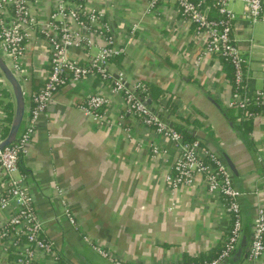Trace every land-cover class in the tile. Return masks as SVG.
Wrapping results in <instances>:
<instances>
[{
	"label": "crops",
	"instance_id": "1",
	"mask_svg": "<svg viewBox=\"0 0 264 264\" xmlns=\"http://www.w3.org/2000/svg\"><path fill=\"white\" fill-rule=\"evenodd\" d=\"M83 3L104 12L116 45L125 48L110 62V72L123 74L128 87L144 84L154 112L170 126L187 129L229 165L235 187L245 195L240 199L242 238L226 263L250 264L253 223L264 208V117L251 120L248 135L238 129L249 120L227 106L232 67L215 57L199 63L202 45L173 1L153 11L150 0ZM31 7L39 23H46L55 0H31ZM232 8L240 16L245 11L241 2ZM235 35L249 60L251 90L264 88V23L241 20ZM93 40L90 51L72 49L70 58L88 65L103 44L98 37ZM49 57L42 37L34 33L24 61L26 110L31 94L44 87ZM96 94L110 101L108 124L95 123L78 109ZM227 111L234 112L232 118ZM153 147L165 153L153 155ZM29 151L20 174L28 176L44 235L55 243L60 264H113L95 253L85 237L125 263L162 264L211 260L229 236L232 221L224 202L208 194L202 177L193 186L168 190L176 146L128 115L121 96L101 79L60 89L39 120ZM66 207L78 229L65 217ZM4 216L0 212V223ZM36 264L58 263L44 257Z\"/></svg>",
	"mask_w": 264,
	"mask_h": 264
},
{
	"label": "built area",
	"instance_id": "2",
	"mask_svg": "<svg viewBox=\"0 0 264 264\" xmlns=\"http://www.w3.org/2000/svg\"><path fill=\"white\" fill-rule=\"evenodd\" d=\"M166 1H173L182 21L194 29L202 45L199 63L215 57L232 67L234 83L227 99L228 108L236 110L242 120L264 117V88L251 90L249 60L242 53L235 35L241 20L251 25L264 23V0H150L149 11L156 10L160 3ZM238 2L245 5L241 16L232 8ZM110 32L104 12L87 9L83 0H55L54 10L46 23H39L33 14L31 0H0V56L22 86L24 61L34 33L42 37L50 56L49 75L44 87L31 94V104L16 141L0 151V212L5 215L0 223V264H36L44 257L54 263L62 262L55 243L44 235V223L27 187L28 176L20 174V163L28 156L38 122L55 94L71 83L96 78L110 83L112 92L121 96L128 115L176 146L178 152L171 173L166 176L168 190L175 192L182 186H193L197 178L202 177L208 194L224 202L232 221L229 236L217 257L200 262L162 264H224L233 256L242 238L240 199L245 194L235 187L231 169L220 155L199 140H185L177 129L145 104L144 95L148 88L144 84L128 87L123 74L116 77L110 72V62L126 52L125 48L116 45ZM95 37L103 44L91 56L88 65L70 58L72 49L90 51L95 46ZM3 91L12 96L8 83L0 75V145L11 127L6 111L10 99L4 96ZM109 105L110 101L105 96L96 94L89 95L78 109L95 123L105 125L109 123L105 113ZM251 106L257 110H252ZM160 153L165 151L153 147V155ZM64 215L76 229L79 228L67 207ZM85 241L105 260L113 264H129L91 239L85 237ZM247 259L250 264H264V208H260L255 217Z\"/></svg>",
	"mask_w": 264,
	"mask_h": 264
},
{
	"label": "water",
	"instance_id": "3",
	"mask_svg": "<svg viewBox=\"0 0 264 264\" xmlns=\"http://www.w3.org/2000/svg\"><path fill=\"white\" fill-rule=\"evenodd\" d=\"M0 75L4 77L6 82L8 83L14 101V116L11 123V127L5 141L0 145V151L4 148L10 146L17 139V136L22 127V123L26 113V102H25V94L22 84L18 81L15 74L10 70L7 66L3 58L0 56ZM145 104L153 111L151 108L152 100L148 99L145 101ZM154 112V111H153ZM230 164V163H229ZM232 167V165H231ZM227 264V263H224Z\"/></svg>",
	"mask_w": 264,
	"mask_h": 264
},
{
	"label": "trees",
	"instance_id": "4",
	"mask_svg": "<svg viewBox=\"0 0 264 264\" xmlns=\"http://www.w3.org/2000/svg\"><path fill=\"white\" fill-rule=\"evenodd\" d=\"M228 69H230L229 78H230V80L232 82V89H233V83H234V81H233V73H232V70H231L230 67ZM2 93L4 94L5 97L10 99L9 103L6 104V111H7V115H8V123L11 124L12 120H13V116H14V103L12 101L13 99H12L11 94L8 91H3ZM251 109L252 110H257V108L255 106H251ZM227 112L229 113L230 117L233 116V114H234L233 111H227ZM174 128L177 129L184 136L185 140H187V141L196 140L187 129H185V128L181 127V126H176ZM238 129L239 130L241 129L246 135H248L253 130V123H252L251 120H249L248 122H245L243 125L239 126ZM7 132H9V130H7ZM218 254L216 255V257L218 256Z\"/></svg>",
	"mask_w": 264,
	"mask_h": 264
}]
</instances>
